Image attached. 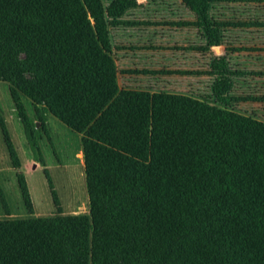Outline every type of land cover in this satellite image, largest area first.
I'll use <instances>...</instances> for the list:
<instances>
[{
  "label": "trees",
  "instance_id": "1",
  "mask_svg": "<svg viewBox=\"0 0 264 264\" xmlns=\"http://www.w3.org/2000/svg\"><path fill=\"white\" fill-rule=\"evenodd\" d=\"M178 2L193 44L168 50L189 51L191 69L167 73L189 80L149 88L124 75L157 71L117 58V32L152 26L126 20L137 0H0V82L22 113L81 136L89 210L0 220V264H264V119L234 108L264 105V48L226 44L264 29V14H216L247 0Z\"/></svg>",
  "mask_w": 264,
  "mask_h": 264
},
{
  "label": "rangeland",
  "instance_id": "2",
  "mask_svg": "<svg viewBox=\"0 0 264 264\" xmlns=\"http://www.w3.org/2000/svg\"><path fill=\"white\" fill-rule=\"evenodd\" d=\"M107 1L104 0V3ZM178 1H145L142 3L144 7L138 9L143 13L132 11L126 20L135 24H152L133 27L139 32L141 29L155 31L164 38L173 39L175 46L182 43L180 46L188 47L193 44L190 36L195 32L189 26H178L190 21L188 17L180 15ZM219 7L216 14L224 20L239 18L235 16L240 15L241 11L244 15L240 19L245 21L259 20L254 15L257 12L264 14L262 0L225 2L220 3ZM260 16L264 20V15ZM244 30L239 33L241 39L230 38L226 44L238 42L240 46L250 49L264 48V33H261L264 29ZM166 43H170L169 40ZM223 48L225 45L213 48V52L220 56ZM259 79L261 82L255 81L258 84L254 86L257 90H264V77ZM253 104L244 105L247 109L239 105L234 108L264 119V105ZM83 165L81 136L50 115H45L41 122L35 121L30 107H26L22 113L14 107L6 84L0 82V220L88 215ZM22 183L27 189L29 206L20 191Z\"/></svg>",
  "mask_w": 264,
  "mask_h": 264
},
{
  "label": "crops",
  "instance_id": "3",
  "mask_svg": "<svg viewBox=\"0 0 264 264\" xmlns=\"http://www.w3.org/2000/svg\"><path fill=\"white\" fill-rule=\"evenodd\" d=\"M146 0H137V4L140 6L138 9H142L143 2ZM139 13H143V11L139 10ZM141 15V14H139ZM145 25L144 22H140ZM147 24V22H146ZM133 27V26H132ZM148 27V26H142ZM130 30V29H128ZM139 30H135L134 33H130V31L124 33L122 31L116 33V44L120 47V52L117 53V58L119 57L120 68L122 70H150L157 71L156 75H146V74H133V73H125L123 80H125V84L129 86L136 87H147L153 88L154 83H156V88H164L169 80L174 81H184L189 80L188 75L181 74H172L167 73L168 71H188L191 68V59L189 51L184 50H174L169 51L168 47H174L175 45L171 43V46H166L164 44H153L141 41L140 37L144 33H149L152 31L145 32H136ZM148 31V32H147ZM157 33V32H156ZM121 37V38H119ZM119 38V39H118ZM168 40H171L168 38ZM185 47V46H183ZM175 48V47H174ZM185 49H187L185 47ZM213 51V48H212ZM172 58L171 61H166L165 58ZM177 58V60H174ZM152 61L154 65H152ZM161 69V70H160ZM160 71V72H159ZM161 73V75H158ZM188 76V77H187ZM154 79V80H153ZM153 81H155L153 83ZM154 90L152 89V92Z\"/></svg>",
  "mask_w": 264,
  "mask_h": 264
}]
</instances>
